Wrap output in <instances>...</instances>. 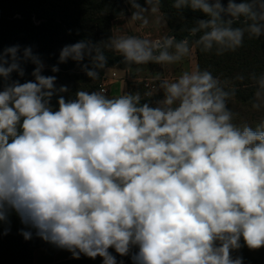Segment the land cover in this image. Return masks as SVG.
Wrapping results in <instances>:
<instances>
[{"label":"clouds","instance_id":"obj_1","mask_svg":"<svg viewBox=\"0 0 264 264\" xmlns=\"http://www.w3.org/2000/svg\"><path fill=\"white\" fill-rule=\"evenodd\" d=\"M127 3V20L146 27L154 16L167 26L162 0ZM172 8L183 19L186 9L203 14L186 29L194 39H82L63 46L51 72L71 60L97 81L108 67L106 52L118 53L129 69L163 66L193 48L220 56L242 47L246 35L264 37V0H172ZM27 63L33 79L13 80V73L25 76ZM45 67L31 46L0 50L3 235L14 213L74 259L101 257L102 264H117L109 249L130 255L132 264H243L234 251L264 248V120L255 127L235 122L234 84L197 66L172 81L157 77L155 92L143 96L79 88L66 99L69 87L57 86ZM249 78L251 107L264 110V73Z\"/></svg>","mask_w":264,"mask_h":264},{"label":"trees","instance_id":"obj_2","mask_svg":"<svg viewBox=\"0 0 264 264\" xmlns=\"http://www.w3.org/2000/svg\"><path fill=\"white\" fill-rule=\"evenodd\" d=\"M125 1L127 0H0V50L13 45H20L21 48L31 46L34 53L39 54L43 62L47 64L43 74L56 75L57 86L69 87L70 93L64 94L66 99L79 88L86 91H101L102 87L106 88L105 72H102L99 80L91 81L76 62L71 60L59 64L58 73H52L50 69L57 64L59 52L63 46L82 39L99 42L113 36V20L121 18V12L124 16L128 15ZM138 2L144 4V0H138ZM222 3L226 5L227 0H222ZM161 13L168 21L167 35H174L177 40L188 37L186 29L192 26L194 19L205 18L202 13H193L186 9L183 19L172 8V0H162ZM195 49L197 66L201 70L207 69L221 81H229L237 88L236 96L229 104V107L237 113L236 120H255L250 117L264 110L256 111L251 107L250 100L254 87L249 77L251 73L257 75L264 73V37L249 39L246 35L242 47L220 56H217L214 51L204 53L199 48ZM106 55L108 56L107 69L113 67L128 69L120 63L122 58L115 56L114 52H106ZM134 66L137 65L132 67ZM24 67L25 76L21 78L13 73V80L24 83L33 79L31 72L34 65L27 63ZM237 76H243L244 79L237 80ZM141 83L144 87V82ZM52 103L55 106L56 97H53ZM236 103H238L237 107H235ZM10 220L11 230L7 235H3V228H0V264H33L34 250L46 247L50 243L37 237L34 229H28L21 224L19 217L14 213L10 216ZM20 229L31 230L32 238L25 240L20 234ZM241 243L243 244V241ZM109 251L116 257L117 264L121 261L123 264H132L130 255L121 257L115 253L114 249ZM232 255L242 256L243 264H264V248L250 250L243 246ZM56 264H102V258L91 259L81 256L79 259Z\"/></svg>","mask_w":264,"mask_h":264},{"label":"rangeland","instance_id":"obj_3","mask_svg":"<svg viewBox=\"0 0 264 264\" xmlns=\"http://www.w3.org/2000/svg\"><path fill=\"white\" fill-rule=\"evenodd\" d=\"M142 6H144V4L140 3ZM125 5L128 9V15L131 12L130 10V5L127 3V1H125ZM175 10V9H174ZM125 17V16H124ZM122 18V17H121ZM120 19V18H118ZM118 19L113 20L112 22V34L113 36H119L122 35V26L120 24V21H117ZM156 17L154 16H149V21L150 23L148 24V26L146 27H142L141 29L144 30L145 28L150 29V30H146L144 32V34H142L139 37L142 38H148V39H156L158 37H162L165 36L169 33V28L168 25L165 27L162 26H158L155 23ZM138 27L140 28V24H137ZM153 25V26H151ZM162 27V31L159 32L161 30ZM137 32V31H136ZM115 56H120L118 53H114ZM45 63V62H44ZM47 68V64L45 63ZM198 63H197V57H196V49L193 48L190 55L186 58H184L181 62L177 63V64H173V65H157V64H145V65H139V66H134L131 67V69L128 68V71L131 70V74L133 76V78H135L134 80H129V82H127V87L124 88L125 92H129V93H135L136 91H139L141 93V95L143 96V93L146 92V88L142 87V83L141 82H152L155 84V89L153 92H155L157 85H158V81H157V77H159L160 79H172L175 80L183 71H192L193 69H195L197 67ZM135 77H134V75ZM148 79V80H147ZM105 84H106V88H107V92H108V96L109 97H114V96H118L120 94H122L123 92L118 91L117 86H115L116 83H112L110 80H105ZM123 91V90H122ZM163 97V93H157L155 94L151 99H152V103H155V101L162 99ZM236 103V106L237 107ZM257 115H253L252 117H250V119H254L255 120H236L238 121V123H244L247 122L250 125H252L253 127H255V125L257 123H259L261 120H264V111L263 112H256ZM235 121V122H236Z\"/></svg>","mask_w":264,"mask_h":264},{"label":"crops","instance_id":"obj_4","mask_svg":"<svg viewBox=\"0 0 264 264\" xmlns=\"http://www.w3.org/2000/svg\"><path fill=\"white\" fill-rule=\"evenodd\" d=\"M130 16H131V12L129 13V15L125 16L124 19L120 18L117 20V21H120V24L122 26V30H121L122 35H135L139 37L142 34H144L146 30H150L147 28L142 30L141 29L142 27L139 28L137 25L139 24V22L127 20V18ZM161 31H162V27L159 32ZM105 79L110 80L112 83H116L115 86H117L118 91L124 92L125 90L124 88L127 87V82H129V80L131 79L134 80L135 78H133L131 74V70L128 71V69L123 70L118 67H113L105 71ZM168 80L172 81V79H169V78ZM71 259H74V258L72 257L70 252L59 249L52 244L47 245L46 247H43V248H37L33 252V264H56V263L64 262V261L71 260Z\"/></svg>","mask_w":264,"mask_h":264},{"label":"built area","instance_id":"obj_5","mask_svg":"<svg viewBox=\"0 0 264 264\" xmlns=\"http://www.w3.org/2000/svg\"><path fill=\"white\" fill-rule=\"evenodd\" d=\"M144 87L146 88L147 91H154L155 84L152 83V82H144ZM101 91H103L104 93H106L107 92V89L105 87H102Z\"/></svg>","mask_w":264,"mask_h":264}]
</instances>
